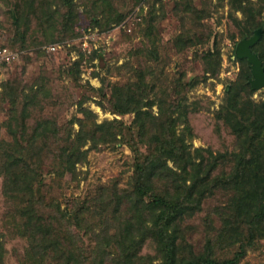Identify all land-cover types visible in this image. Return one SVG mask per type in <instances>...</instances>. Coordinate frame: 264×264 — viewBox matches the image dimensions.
Segmentation results:
<instances>
[{"label":"rangeland","instance_id":"1","mask_svg":"<svg viewBox=\"0 0 264 264\" xmlns=\"http://www.w3.org/2000/svg\"><path fill=\"white\" fill-rule=\"evenodd\" d=\"M9 1L0 0V43L16 44L19 59L0 67V145L5 143L14 155L24 150L15 144L11 129V122L23 117L29 123L43 117L62 123L86 114V120L104 125L109 136L107 141L100 135L95 142L83 140L85 159L75 169L63 164V171L53 140L32 143L33 137L28 138L30 154L39 152L31 156L44 169L45 193L54 199L49 213L56 214L54 206L69 211L82 203L92 205L106 192L127 188L135 173L133 144L139 143L141 151L158 146L154 139L162 130L150 114L159 117L163 110L161 117L176 120L173 128L184 136L187 149L167 151L170 166H176L175 159L188 166L189 161L217 166L201 208L181 221L182 235L197 252L210 242L216 255L233 257L239 243L230 245L221 227L235 215L242 196L264 191V86L253 87L250 61L236 55L237 43L264 24V0H49L44 10L50 17L34 34L41 41L36 45L15 41ZM261 36L256 51L264 50ZM71 129L75 136L80 124L74 122ZM63 147L77 148L71 142ZM210 152L218 155L216 161ZM235 168L246 174L243 179L232 177ZM1 170L4 264L52 263L49 256L36 251L34 256L28 240L14 231L15 206L5 196ZM191 176L183 172L187 184ZM99 218L91 219L96 233L79 231L88 253L98 248ZM236 227L249 235L247 226ZM257 233L238 264H264V235ZM157 247L148 240L136 255L131 250L129 264H162Z\"/></svg>","mask_w":264,"mask_h":264},{"label":"trees","instance_id":"2","mask_svg":"<svg viewBox=\"0 0 264 264\" xmlns=\"http://www.w3.org/2000/svg\"><path fill=\"white\" fill-rule=\"evenodd\" d=\"M48 1L11 0L8 2L15 41L29 42L30 45L38 44L39 38H36L34 34L42 31L40 26L43 23L42 20L50 17L44 10V5ZM70 10L68 8V11ZM34 23L36 25H33ZM257 28H261L262 34L264 33V24L256 27L253 33ZM5 42L0 45L16 49V44L7 40ZM254 45L252 49L256 51ZM256 52L264 65V50ZM243 58L249 62L248 58ZM150 115L155 119L154 122L158 123L162 133L154 139L158 143V146H156L157 143L155 144V148L141 151L139 143L133 144L135 173L127 184L128 187L121 192L120 188L106 192L107 197L97 198L99 202L92 205L82 203L69 211L61 210L60 206H54L57 210L55 215L48 211L54 199L52 197L48 199L45 193L44 169L41 164L38 166L31 156V154L36 156L39 152L33 151L30 154L25 142H29V137H33L32 143H35L37 139L53 140L60 150L55 157L61 163L62 168L59 170L63 171V164L71 168L74 166L75 169V163L85 159L86 150L83 152L80 150L83 140L90 138L95 142L97 135H100L103 141H107L108 132L104 129V125L86 120V114L84 117H75L62 123L56 119L51 120L49 117H43L34 123H29L26 117L16 124L11 122L15 144L23 147L24 150L16 152L15 156L12 152H8L5 143L0 145V162L3 171L0 170L4 177L5 196L11 204L13 203V207L15 206L11 212L12 220L10 221L13 222L14 231L28 240L34 256L35 253L42 254L43 258L49 256L52 259L50 264L111 262L112 264H124V262L129 264L131 250H134L136 255L148 240H153L157 242V250L163 255L162 264H238L246 254L249 245L254 243L257 232L264 235V191L253 189L242 196L241 201L234 208L235 215L227 218L221 227V233L229 244L237 246L236 244L239 243V249L234 256L216 255L213 250L211 251L210 242L206 244L203 251H195L193 244H190L182 235L181 221L186 215L191 216L196 209L201 208L209 189L212 188L209 176L217 166L212 163H208L205 167L200 164L192 166L190 161L188 166L186 161L183 164L176 159V166H170L169 157L171 156H168L170 152L167 151L187 150L184 147V136L176 135L173 128V123L176 124L175 119L171 123L166 116L161 117L164 116L163 110H160L159 117ZM147 118L150 119L149 116ZM74 122L80 124V130L75 133V136L71 129V124ZM255 135L254 139L260 138L259 134L255 133ZM68 142L76 144L77 148L71 147L68 151L66 147H63ZM142 142L145 143V140ZM55 151L56 149L52 153ZM209 157L214 161L218 159V155L212 152ZM66 165L64 169H67ZM180 171L187 174L192 172L190 184H187L189 178L183 177V172L179 173ZM231 175L235 179H243L246 174L235 168ZM257 177L260 175L257 174ZM94 206L100 210L96 208L92 210ZM110 208H112L111 213H109ZM86 215L91 217L87 221ZM97 215L102 220L103 227L98 231L96 244L98 248L94 249L96 252L88 253L81 245L79 231L82 230L85 235L96 233L95 224L91 219H96ZM237 225L247 226L250 230L249 235L246 237L242 228L240 231L237 230ZM3 252H5V245L0 238V264H4ZM112 252L114 253L112 258L104 257V254ZM92 254L95 255L92 256ZM99 259L102 261L99 262Z\"/></svg>","mask_w":264,"mask_h":264},{"label":"water","instance_id":"3","mask_svg":"<svg viewBox=\"0 0 264 264\" xmlns=\"http://www.w3.org/2000/svg\"><path fill=\"white\" fill-rule=\"evenodd\" d=\"M262 34V29L257 28L251 36L242 38L236 46V55L240 58L246 57L249 59L252 67L253 77L250 81L254 88L264 86V65L258 52L252 49V45L257 42Z\"/></svg>","mask_w":264,"mask_h":264},{"label":"built area","instance_id":"4","mask_svg":"<svg viewBox=\"0 0 264 264\" xmlns=\"http://www.w3.org/2000/svg\"><path fill=\"white\" fill-rule=\"evenodd\" d=\"M52 49H56V45L51 46ZM19 59V52L10 48L7 45H0V67L10 66L17 63Z\"/></svg>","mask_w":264,"mask_h":264}]
</instances>
